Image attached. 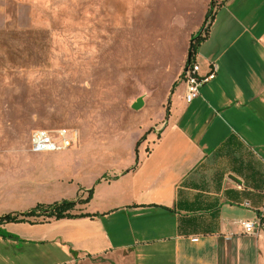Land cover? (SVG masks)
Wrapping results in <instances>:
<instances>
[{
    "label": "crops",
    "instance_id": "0c3cea01",
    "mask_svg": "<svg viewBox=\"0 0 264 264\" xmlns=\"http://www.w3.org/2000/svg\"><path fill=\"white\" fill-rule=\"evenodd\" d=\"M192 33L156 37L162 56L148 67L171 75L167 112L105 151L112 165L80 188L92 197L74 211L94 216L0 222V264H264V230L242 225L264 221V0H217L194 58L200 74L210 62L218 72L187 102ZM155 91L134 99L147 119ZM29 183L0 188V217L39 202Z\"/></svg>",
    "mask_w": 264,
    "mask_h": 264
},
{
    "label": "rangeland",
    "instance_id": "374dc122",
    "mask_svg": "<svg viewBox=\"0 0 264 264\" xmlns=\"http://www.w3.org/2000/svg\"><path fill=\"white\" fill-rule=\"evenodd\" d=\"M212 1L0 0V188L30 179L34 207L87 199L80 188L112 165L105 151L167 112L171 75L148 67L162 56L156 37L184 39ZM150 87L147 119L133 103ZM60 128L77 132L72 155L31 151L34 130Z\"/></svg>",
    "mask_w": 264,
    "mask_h": 264
},
{
    "label": "built area",
    "instance_id": "2783aa9c",
    "mask_svg": "<svg viewBox=\"0 0 264 264\" xmlns=\"http://www.w3.org/2000/svg\"><path fill=\"white\" fill-rule=\"evenodd\" d=\"M218 72V65L210 62V69L206 74H200V67L195 58L188 63L180 77L185 84V99L191 102L200 96L202 86L213 80ZM78 139L76 131L70 132L67 128H60L56 132L46 129H36L31 134L30 149L35 153H52L69 149ZM248 234H257L264 230V221L260 218L246 220L242 223Z\"/></svg>",
    "mask_w": 264,
    "mask_h": 264
},
{
    "label": "trees",
    "instance_id": "16d2710c",
    "mask_svg": "<svg viewBox=\"0 0 264 264\" xmlns=\"http://www.w3.org/2000/svg\"><path fill=\"white\" fill-rule=\"evenodd\" d=\"M214 0L212 1L211 7L209 11L206 14V20H205V25L204 26V31L205 35L199 34L197 37H193L192 41L190 43L189 47V57L187 60V64L193 61L195 54L197 52V48L200 44V42L206 38L209 28H210V23L212 21V16H213V9H214ZM209 23V25L207 24ZM177 84V82L174 83V86ZM144 136L138 141L137 145L141 140H143ZM105 177V175H104ZM99 182V181H97ZM89 196L87 199L82 200V199H77V200H64L62 202H55L50 205H43L39 204L28 211H25L23 213H9L6 215H3L0 217V222H24V221H29V222H42V221H50L51 219H61V218H74V217H80V216H94L91 214H76L74 213L76 209V205L80 202H89L92 197L93 193V188L88 191Z\"/></svg>",
    "mask_w": 264,
    "mask_h": 264
}]
</instances>
